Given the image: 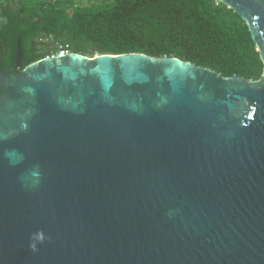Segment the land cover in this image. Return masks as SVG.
<instances>
[{"label": "water", "instance_id": "1", "mask_svg": "<svg viewBox=\"0 0 264 264\" xmlns=\"http://www.w3.org/2000/svg\"><path fill=\"white\" fill-rule=\"evenodd\" d=\"M262 72L69 51L0 70V264H264V0H219Z\"/></svg>", "mask_w": 264, "mask_h": 264}, {"label": "trees", "instance_id": "2", "mask_svg": "<svg viewBox=\"0 0 264 264\" xmlns=\"http://www.w3.org/2000/svg\"><path fill=\"white\" fill-rule=\"evenodd\" d=\"M58 51L174 56L224 76L262 72L244 21L219 0H0V70ZM48 43L53 47L47 50Z\"/></svg>", "mask_w": 264, "mask_h": 264}, {"label": "built area", "instance_id": "3", "mask_svg": "<svg viewBox=\"0 0 264 264\" xmlns=\"http://www.w3.org/2000/svg\"><path fill=\"white\" fill-rule=\"evenodd\" d=\"M45 2H48V3H54L55 1L57 0H44ZM70 50H68L67 46H61L59 45V49L56 53L54 54H64L66 52H69Z\"/></svg>", "mask_w": 264, "mask_h": 264}, {"label": "rangeland", "instance_id": "4", "mask_svg": "<svg viewBox=\"0 0 264 264\" xmlns=\"http://www.w3.org/2000/svg\"><path fill=\"white\" fill-rule=\"evenodd\" d=\"M52 47H53V45L50 44V43H48V45H47V50L50 51V50L52 49Z\"/></svg>", "mask_w": 264, "mask_h": 264}, {"label": "flooded vegetation", "instance_id": "5", "mask_svg": "<svg viewBox=\"0 0 264 264\" xmlns=\"http://www.w3.org/2000/svg\"><path fill=\"white\" fill-rule=\"evenodd\" d=\"M9 71V70H8Z\"/></svg>", "mask_w": 264, "mask_h": 264}]
</instances>
